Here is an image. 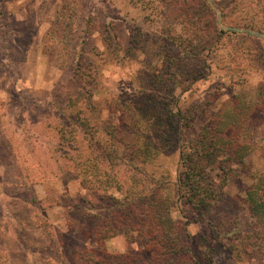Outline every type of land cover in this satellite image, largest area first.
Masks as SVG:
<instances>
[{"label":"trees","instance_id":"trees-1","mask_svg":"<svg viewBox=\"0 0 264 264\" xmlns=\"http://www.w3.org/2000/svg\"><path fill=\"white\" fill-rule=\"evenodd\" d=\"M213 1L222 14L223 26L264 34V0ZM134 2L138 5L144 0ZM143 7L152 8L163 24L149 41L142 32L134 31L125 45L115 23L105 25L100 36L109 50L117 52L116 57L124 45L144 52L153 48L155 61L148 64V92L132 90L133 99L124 111H118L119 118L113 113L118 106L103 125L93 90L82 83L84 78L92 82L94 77L90 71L74 69L82 86L66 102L56 128L59 149L75 153L70 159L90 191L88 198H80L82 205L77 204L80 209L87 205L81 210L79 232L83 237H94L98 245L118 234L130 242L137 235L149 256L145 258L133 249L100 254L83 242L73 253L74 264H201L187 228L189 221L179 222L175 213L184 207L211 226L209 217L223 205L226 187L247 171V160L256 149L250 120L264 110V84L252 96L235 94L206 123L202 120L210 111L211 95L181 107L174 92L184 84L194 87L207 82L222 50H228L225 58L232 71L264 69V41L222 30L218 12L208 0L150 1ZM76 20L60 12L55 31L67 29ZM87 23L94 24L95 19L89 17ZM83 34L86 43L94 33L89 27ZM174 150L179 153L175 171L162 161ZM247 174L254 179L246 193L254 221L252 242L240 230L224 234L217 230L213 238H226L232 253L253 256L264 254V171Z\"/></svg>","mask_w":264,"mask_h":264},{"label":"rangeland","instance_id":"rangeland-1","mask_svg":"<svg viewBox=\"0 0 264 264\" xmlns=\"http://www.w3.org/2000/svg\"><path fill=\"white\" fill-rule=\"evenodd\" d=\"M150 1L158 4L160 0H144L138 5L134 0H0V264H74L73 253L83 242L100 254L133 249L148 258L149 250L137 235L130 242L118 234L98 245L94 237L79 232L81 210L87 205L80 209L77 204L90 191L70 159L75 153L59 149L56 125L66 102L82 83L93 90L96 111L101 114L99 123L118 106L113 113L119 118L118 111L126 109L133 91L148 89V64L155 61L153 48L144 52L127 48L125 43L134 31L142 32L149 41L163 28L156 12L143 7ZM62 11L69 20L73 16L77 20L58 32L56 21ZM89 17L95 19L94 24L87 23ZM109 23L116 24L125 44L118 57L100 36ZM89 27L94 34L85 43L83 33ZM227 53L222 50L215 59L207 82L194 87L184 84L174 92L181 107L211 95L204 123L235 94L252 96L264 84V69L232 71ZM74 69L90 71L94 81L84 78L81 83ZM261 105L264 108V100ZM260 112L250 120L251 141L256 147L247 160L251 173L264 171V110ZM178 156L174 150L162 161L175 171ZM247 171L226 187L223 205L209 217L211 226L184 207L175 213L179 222L189 221L187 228L201 264H264V254L232 253L226 238H213L217 230L222 234L240 230L252 242L254 221L246 193L254 179Z\"/></svg>","mask_w":264,"mask_h":264},{"label":"water","instance_id":"water-1","mask_svg":"<svg viewBox=\"0 0 264 264\" xmlns=\"http://www.w3.org/2000/svg\"><path fill=\"white\" fill-rule=\"evenodd\" d=\"M208 2L210 3V5L215 8L218 12V25L220 26V28L222 30L225 31H230V32H236V33H244V34H250L252 36L255 37H259L260 39H262L264 41V34L261 32H256V31H251L248 29H242V28H237V27H225L222 25V14L221 12L216 8V6L214 5V1L213 0H208Z\"/></svg>","mask_w":264,"mask_h":264}]
</instances>
